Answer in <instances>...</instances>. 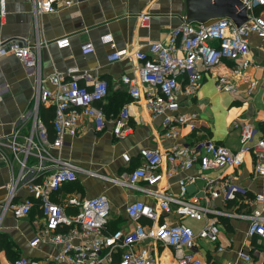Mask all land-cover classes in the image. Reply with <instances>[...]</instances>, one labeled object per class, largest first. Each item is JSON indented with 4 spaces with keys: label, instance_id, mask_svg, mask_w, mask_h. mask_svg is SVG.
Here are the masks:
<instances>
[{
    "label": "built area",
    "instance_id": "obj_1",
    "mask_svg": "<svg viewBox=\"0 0 264 264\" xmlns=\"http://www.w3.org/2000/svg\"><path fill=\"white\" fill-rule=\"evenodd\" d=\"M35 19L45 13L76 5L80 0H30ZM247 8L248 20L237 25L230 17H219L205 23L183 20L172 27L166 39L152 41L147 50H114L108 60H120L125 56L141 62L134 75L123 74L121 81L128 85L133 101L126 103L120 114L112 120V132L117 137L130 134L132 104L144 98L145 106L154 119H160L162 135L167 139L180 137L181 129L196 127V113H180L179 93L189 95L198 90L204 73L222 65L226 60L234 62L228 71L219 73L216 86L220 91L237 94V79L244 78L253 64L249 37L257 34L264 37V0H241ZM6 1L0 0V19L6 16ZM151 14L139 15L141 26H149ZM104 43H114L111 33L101 37ZM67 46L69 40H60ZM40 45L26 39H0V56L12 54L18 58L26 72L36 82L34 105L30 119H24L14 129L8 142L0 139V147L10 150L13 161L19 164L16 172L11 167V182L5 209L15 217L30 214L32 198L19 197L25 190L40 203L44 225L32 237V246L50 243L57 248L51 256L54 264H163L158 250L160 245L174 250L177 264H209L199 257L195 249L198 240L217 242L220 235L216 216L243 218L249 221V232L264 238V191L254 193L257 206L250 213L214 208L211 199L234 200L238 193L247 191L221 174L210 177L207 172L217 169L238 168L248 154L254 156V171L264 177V136L255 138L257 128L252 122H237L240 129V145L234 151L213 139L198 141L192 145L173 142L166 149L145 146L139 150L140 164L124 177L111 181L125 188L139 191L154 200L150 205L143 199L129 202L124 209L133 223L129 229L109 230L111 203L106 194L91 197H70L68 203L76 207L69 214L53 196L64 185L77 181L80 173L98 174L89 171L70 159L52 152L61 149L66 136L81 132L82 117L93 121L98 131L107 128L109 120L100 105L110 93L107 79L95 77L88 70L71 67L66 72L55 71L43 77ZM85 52H93L92 43L82 46ZM50 81L54 88L47 86ZM258 81L251 80L245 93L251 95ZM7 81L0 83V96L11 92ZM54 108L52 119L53 136L46 125L41 107ZM27 123L29 124L26 126ZM130 161V156L124 154ZM198 166L199 175L181 174ZM177 176V190H170V178ZM196 179L204 182L203 196L190 193L189 185ZM171 212L180 218L205 220L199 232L184 222L162 220ZM179 218V219H180ZM223 250V247H219ZM119 255L116 261L115 256ZM245 264H253L252 257L239 252ZM12 264H40L37 259L20 256ZM224 264H236L227 261Z\"/></svg>",
    "mask_w": 264,
    "mask_h": 264
},
{
    "label": "crops",
    "instance_id": "obj_2",
    "mask_svg": "<svg viewBox=\"0 0 264 264\" xmlns=\"http://www.w3.org/2000/svg\"><path fill=\"white\" fill-rule=\"evenodd\" d=\"M5 1L7 14L2 21L0 19V39H26L32 44L39 41L43 77L47 79L56 70L66 72L77 66L95 77L107 79L110 84V93L100 104L109 120L107 128L96 130L93 121L84 116L81 119V132L76 136H66L63 147L52 150L54 154L98 173H80L77 181L64 185L54 193L53 197L69 214L76 212V207L68 203L70 197L106 194L112 208L109 230L129 229L134 225L124 212L125 206L138 199L153 205L154 200L112 182L111 178L124 177L138 166L142 147L166 149L176 141L192 145L213 139L236 151L240 145V129L234 126L237 122H252L257 128L255 138L264 136V37L257 34L249 37L253 64L246 70L244 78L237 79L240 89L237 94L220 91L216 86L219 73L228 71L234 65L230 60L205 72L195 94L179 93L178 112L197 114L194 129L184 126L179 138H165L160 119L152 117L142 97L132 104L130 134L120 138L112 132V120L126 103L133 101L129 87L121 81V76L134 75L141 62L132 56L110 61L108 55L115 49L122 52L147 50L150 42L166 39L170 29L184 20L185 0H80L72 7L45 13L37 20L30 0ZM142 12L151 14L149 26H141L139 15ZM108 33L113 36V44L101 40ZM64 38L69 40L67 46L60 44ZM86 43L93 44V52L86 53L82 49ZM251 80L258 81V86L248 95L245 90ZM3 81H7L12 88L9 94L0 96V139L8 142L19 122L30 119L36 82L26 74L21 61L12 54L0 56V83ZM46 84L54 88L50 81L47 80ZM28 125H25L26 130ZM124 154L130 156V161L124 159ZM12 162L17 172L19 164L13 161L10 150L0 147V264H12L22 255L37 259L40 264H54L51 260V256L57 252L54 245L41 243L34 247L30 243L44 225L38 199L25 190L19 194V197L32 198L34 202L30 214L21 218L5 209ZM181 174L197 176L198 166ZM207 174L210 177L225 174L250 194L242 198L237 195L236 199L229 201L211 199L210 205L214 208L250 213L257 206L254 193L264 191V177L256 175L254 156L251 154L246 155L244 163L238 168L217 169ZM177 178H170L172 192L178 188ZM203 186L204 182L196 179L189 185L190 193L203 196ZM168 217L171 222H184L196 232L205 223V220L180 218L174 212L167 217L163 215L162 220ZM216 220L220 227L219 240L214 243L199 239L195 249L199 257L209 264H224L227 261L245 264L239 257V252L244 251L251 255L253 264H264V238L250 234L247 219L219 215ZM219 247H223V250ZM158 254L163 264H177L171 247L160 245ZM118 259L119 255H116L115 260Z\"/></svg>",
    "mask_w": 264,
    "mask_h": 264
},
{
    "label": "water",
    "instance_id": "obj_3",
    "mask_svg": "<svg viewBox=\"0 0 264 264\" xmlns=\"http://www.w3.org/2000/svg\"><path fill=\"white\" fill-rule=\"evenodd\" d=\"M187 22L205 23L219 17H230L237 25L248 20L247 8L241 0H185Z\"/></svg>",
    "mask_w": 264,
    "mask_h": 264
},
{
    "label": "trees",
    "instance_id": "obj_4",
    "mask_svg": "<svg viewBox=\"0 0 264 264\" xmlns=\"http://www.w3.org/2000/svg\"><path fill=\"white\" fill-rule=\"evenodd\" d=\"M41 113H42V116H43V119L46 123V125L49 127L50 129V132L53 136V128H52V119H53V115H54V108L53 107H47V106H42L41 107ZM250 195L249 192H246L245 194H241V193H238V197H243L244 195Z\"/></svg>",
    "mask_w": 264,
    "mask_h": 264
},
{
    "label": "rangeland",
    "instance_id": "obj_5",
    "mask_svg": "<svg viewBox=\"0 0 264 264\" xmlns=\"http://www.w3.org/2000/svg\"><path fill=\"white\" fill-rule=\"evenodd\" d=\"M32 101H33V100H32ZM32 105H33V103H32ZM30 108H32V106H31Z\"/></svg>",
    "mask_w": 264,
    "mask_h": 264
}]
</instances>
